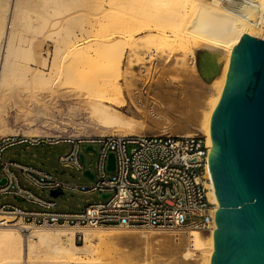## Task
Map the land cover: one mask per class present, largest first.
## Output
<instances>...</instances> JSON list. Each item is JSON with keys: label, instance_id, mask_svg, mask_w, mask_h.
Wrapping results in <instances>:
<instances>
[{"label": "bare ground", "instance_id": "1", "mask_svg": "<svg viewBox=\"0 0 264 264\" xmlns=\"http://www.w3.org/2000/svg\"><path fill=\"white\" fill-rule=\"evenodd\" d=\"M243 33L264 39V0H0V132L136 136L163 106L196 123L177 134L206 138L208 195L219 208L209 127ZM180 80L207 88L205 101L178 100ZM13 220L0 224V264H211L217 228L173 235Z\"/></svg>", "mask_w": 264, "mask_h": 264}, {"label": "built area", "instance_id": "2", "mask_svg": "<svg viewBox=\"0 0 264 264\" xmlns=\"http://www.w3.org/2000/svg\"><path fill=\"white\" fill-rule=\"evenodd\" d=\"M10 112L11 105L4 106L3 123ZM60 141L67 143L69 149L56 161L62 167L79 170L89 182L64 179L46 168L5 158L9 147L24 142L29 146ZM96 143L98 148L94 147ZM84 144H92L96 151H85ZM88 151L97 155L94 170L86 165ZM110 152L115 156L113 171L106 167ZM207 153L206 138L198 133L160 131L136 136L32 140L0 132V195L4 199L0 200V224H12L13 218L19 216L31 225L119 226L138 231L162 230L173 235L191 228L208 231L215 223L218 204L208 195ZM51 190L61 191L59 195L66 191L97 194L99 199L82 208L60 210ZM11 196L14 199L8 198Z\"/></svg>", "mask_w": 264, "mask_h": 264}, {"label": "water", "instance_id": "3", "mask_svg": "<svg viewBox=\"0 0 264 264\" xmlns=\"http://www.w3.org/2000/svg\"><path fill=\"white\" fill-rule=\"evenodd\" d=\"M209 128L210 167L220 203L211 264H264V39L243 33L234 46ZM84 150L96 151L92 144ZM106 167L115 169L113 152Z\"/></svg>", "mask_w": 264, "mask_h": 264}, {"label": "rangeland", "instance_id": "4", "mask_svg": "<svg viewBox=\"0 0 264 264\" xmlns=\"http://www.w3.org/2000/svg\"><path fill=\"white\" fill-rule=\"evenodd\" d=\"M190 55L187 56V62L191 61ZM188 85L186 88H183L184 85ZM200 89V90H199ZM176 95L178 100H184L186 103L189 101H193L197 96L200 97V101H205V96L208 94L207 88H204L199 85V82L180 80L179 86L177 87ZM199 103L196 105V109L200 111L202 108ZM187 107V104L185 105ZM154 115L152 118L147 120L143 128L141 129L143 133H153V132H170V133H181L185 130H195L196 123L193 121L180 120L177 114H170L166 111L163 106L157 107L154 109ZM84 145V148L85 149ZM95 148L99 147V144H94ZM69 149V145L67 143L59 142L57 144H39V145H29L26 146V142L20 144L19 146L9 147L5 151V155L9 156L10 153L24 152L26 154V158L24 160L38 167H43L48 170L53 171L59 177L76 181V182H89L90 180L84 177L79 170L74 168L62 167L57 161L56 158L62 153H65ZM85 161L88 167H91L93 170L95 169V163L97 161V155L93 152L89 151L85 153ZM32 159V160H29ZM30 186V185H28ZM35 193H39V190L30 186ZM10 199H14L12 196L8 197ZM69 198V200H67ZM58 206L57 209L60 210H72L76 208H82L88 202L97 201L99 197L97 194H82V193H72L70 191H66L63 195H59L55 197ZM0 200H4L2 195H0ZM28 207H33L34 205L28 202H23ZM51 226V225H49ZM123 232H131L138 230L135 229H124L121 228ZM167 232V231H165ZM207 231H203L206 233ZM24 234L26 232H23ZM77 242L81 243L82 239L80 237L77 238Z\"/></svg>", "mask_w": 264, "mask_h": 264}, {"label": "crops", "instance_id": "5", "mask_svg": "<svg viewBox=\"0 0 264 264\" xmlns=\"http://www.w3.org/2000/svg\"><path fill=\"white\" fill-rule=\"evenodd\" d=\"M84 145H88V144H84ZM83 145V146H84ZM17 146H19V145H17ZM85 146V147H86ZM5 158L6 159H9V160H15V161H19V162H21V163H29V162H26L25 160H24V158H26V154L22 151V152H17V153H10V155L9 156H6L5 155ZM29 160H32V159H29ZM17 170V172L19 173V170L18 169H16ZM21 177V176H20Z\"/></svg>", "mask_w": 264, "mask_h": 264}]
</instances>
